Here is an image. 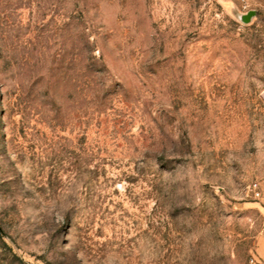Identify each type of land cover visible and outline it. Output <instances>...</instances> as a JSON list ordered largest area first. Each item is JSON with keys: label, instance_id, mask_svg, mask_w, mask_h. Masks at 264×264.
Returning <instances> with one entry per match:
<instances>
[{"label": "rangeland", "instance_id": "rangeland-1", "mask_svg": "<svg viewBox=\"0 0 264 264\" xmlns=\"http://www.w3.org/2000/svg\"><path fill=\"white\" fill-rule=\"evenodd\" d=\"M264 0H0V264H264Z\"/></svg>", "mask_w": 264, "mask_h": 264}, {"label": "built area", "instance_id": "built-area-1", "mask_svg": "<svg viewBox=\"0 0 264 264\" xmlns=\"http://www.w3.org/2000/svg\"><path fill=\"white\" fill-rule=\"evenodd\" d=\"M251 190L257 197L262 198L264 201V191L258 181H254L253 183H251Z\"/></svg>", "mask_w": 264, "mask_h": 264}]
</instances>
